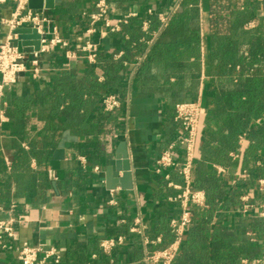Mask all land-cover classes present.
I'll use <instances>...</instances> for the list:
<instances>
[{"label":"trees","instance_id":"16d2710c","mask_svg":"<svg viewBox=\"0 0 264 264\" xmlns=\"http://www.w3.org/2000/svg\"><path fill=\"white\" fill-rule=\"evenodd\" d=\"M97 1L75 0L64 15H75L85 6H94ZM156 1L153 13L141 12L120 25V30L112 35L117 42L115 52L99 51L95 63L87 64L82 72L62 70L52 73L48 83L36 86L24 97H11L9 88L4 90L0 112L8 119L14 135L29 146L28 151L19 149L16 153L10 165L12 172L23 167L30 156L39 160L40 170L46 169L47 160L56 149L57 136L63 131L79 132L85 127L88 132L84 134V141L74 144L72 155H85L88 162L96 163L108 158L106 147L117 143L120 139L118 134L123 130L129 65L145 50L148 49L147 61L140 64L139 72L150 68L168 72V75H175L178 70L183 74L190 71L192 75L199 72L198 0ZM105 2L109 6L108 14L111 11L123 13L133 5L143 7L147 4V0ZM176 2L175 13L163 26L158 15L164 14ZM237 5L235 0H209L210 26L215 33L224 30L231 33V37L218 43L220 55L216 69L220 76L217 83L219 92L211 101L210 128L201 138L200 154L210 163L229 164V154L239 152V137L244 136L247 146L243 151V170L248 177L236 179L231 185L211 166L195 162L191 187L203 192L205 205L190 207V223L185 228L172 264H259L264 256V219L254 212L246 215L239 212L241 197L245 195L249 197L248 204L255 207L264 205V192L257 189V181L264 180V121L254 122L264 113V34L259 27L243 30L238 20L232 22ZM144 22L147 23L146 33L142 31ZM162 28L166 29L164 34L151 46L142 41V38L148 39ZM119 52L121 55L116 58ZM163 79L162 76L154 77L155 83L160 84L156 89L160 96L170 97L183 90L182 86L164 83ZM109 94L118 95L122 105L119 109L105 112L101 101ZM39 112L43 117L35 136L32 122ZM176 130L177 127L171 125L170 132ZM5 169L0 157V177L4 176ZM172 171L169 170L171 182L180 185V176ZM172 191L167 188V183H163L154 197L164 200V203L151 219L145 235L151 241L156 237L161 241L157 245H148L149 253L162 250L173 241L169 224L178 218L180 210L178 203L166 201ZM228 212L231 215L225 219L224 214ZM129 228L130 223L126 221L110 228L108 235L123 236L125 240L131 238L135 264H145L142 261V241L138 235L129 233ZM247 234H253L256 241ZM121 247L123 245L114 247L108 255L93 247L91 251L96 252L97 258L90 260V249L75 245L60 255L57 264L114 263ZM12 264L20 263L14 260ZM44 264L55 263L49 261Z\"/></svg>","mask_w":264,"mask_h":264},{"label":"crops","instance_id":"0c3cea01","mask_svg":"<svg viewBox=\"0 0 264 264\" xmlns=\"http://www.w3.org/2000/svg\"><path fill=\"white\" fill-rule=\"evenodd\" d=\"M74 1L53 0L54 9H43L45 15L58 27L60 35L68 42L67 49L70 51L77 50L80 37L87 28V22L82 16L83 12L91 11L94 7L85 6L75 15L65 16V11ZM235 1L238 5L233 10L236 14L232 15V22L238 20L243 30H254L259 27L264 34V0ZM156 2V0H147L146 6L133 5L123 13L111 11L107 17L115 23L119 18L129 14L134 16L141 12L151 14L154 12ZM177 7L176 2L164 14L158 15L163 26L175 13ZM197 8L200 36L199 72L192 75L190 71L183 74L178 70L174 72L175 75H168V72H160L156 68L139 72L140 64L147 61L148 49L137 56L129 65L126 78L127 96L123 130L118 134L120 135L118 142L106 147L110 156L104 161L88 162L85 155L76 157L72 155L74 144L84 141V134L88 132V128L85 127L79 132L63 131L57 136L56 149H63L65 153L58 171H52L49 165L55 149L47 160L46 169L40 170L39 160L30 156L23 167L12 172L10 165L16 153L19 149L28 151L29 146L14 135L8 119L0 112V157L6 168L4 176L0 177V197L3 198L0 203V219L9 217L20 219L15 226V237L12 240L15 247L25 242L31 247L39 246L43 249L54 247L60 255H63L73 246L78 245L89 248L88 256L90 260H94L97 254L91 250L93 247L99 250V241L111 237L108 233L113 226L126 221L131 226L133 220L140 217L147 229L151 219L159 213L164 203V200L154 198L163 183H167V188L173 190L166 197V201L175 194V190L168 186V183L174 184L170 180L169 170L157 173L155 160L180 135L179 126L173 118L174 106L180 101L181 103L199 101L204 114L196 161L211 166L217 174L228 179L231 185L239 179L244 168L243 151L247 146L245 140L240 143L237 154H229V164L210 163L200 154L201 138L210 128L208 116L210 117L211 101L219 92L217 83L220 76L216 69L220 55L218 43L230 38L231 33L224 30L215 33L212 29L209 0H198ZM13 9L14 2L0 0V43L7 36V30L1 24V20L7 19ZM165 30L162 28L153 32L150 38H142V41L147 46H151ZM142 31L145 33L147 31L146 22L143 23ZM112 35L114 33L104 35L102 28L98 27L93 40L99 43V51H116L117 42ZM65 51L66 48L61 47L49 49L40 57L39 76L34 79L29 72L20 75L17 82L9 87V95L24 97L36 86L48 83L52 73L62 70L80 73L87 64H90L81 52H77L74 59H68ZM120 55L121 52L116 58ZM182 75H186L183 81H181ZM156 76H162L164 83L182 86L183 90L170 97L160 96L156 93L160 85L155 83ZM99 80L101 81L102 78L99 77ZM42 117L43 113L39 112L33 118L32 128L35 136L41 128ZM262 121H264V113L254 122L259 124ZM171 125L177 127L174 133L170 132ZM120 142H125L127 146L133 187L130 190H123L117 185L114 190H108L105 169L107 166L114 167L116 148ZM175 154L179 156V151L177 150ZM80 157L85 161L82 165L79 161ZM95 166L99 168L97 172L93 170ZM218 169H222V172ZM165 175L168 179L164 177ZM230 215V212L225 213L224 218L227 219ZM132 247V239L127 238L115 255L116 261L114 263L110 261L108 264H135V251ZM146 252H148L146 247L142 245V261ZM14 255V252L0 253V264H12L15 260Z\"/></svg>","mask_w":264,"mask_h":264},{"label":"built area","instance_id":"2783aa9c","mask_svg":"<svg viewBox=\"0 0 264 264\" xmlns=\"http://www.w3.org/2000/svg\"><path fill=\"white\" fill-rule=\"evenodd\" d=\"M14 2V9L7 19L1 20V24L7 30L6 39L0 43V98L4 90L14 85L20 75L29 72L32 78L36 79L40 74V57L49 49L55 47L66 48L65 56L68 59H74L77 52H81L86 61L90 64L95 63L99 52V43L93 40L98 27L102 28L104 35L107 33H116L120 30V25L126 23L129 14L119 18L115 23L108 19L109 6L105 0H98L91 11L83 12L82 16L87 22V28L80 37V44L76 51L68 50V42L60 35L58 27L52 19L45 15L42 10H30L27 7L28 0H10ZM162 22L164 19L161 18ZM34 29L39 35V49L34 51L30 47H23L18 51L13 45L16 35L13 32L17 29ZM122 101L118 95L109 94L103 97L101 101L102 110L111 112L119 109ZM2 114V113H1ZM204 119V114L199 101L192 103H180L174 107V120L180 129V135L164 150L155 160V171L163 173L166 170L175 171L181 178L180 185L168 183V186L176 191V194L168 198L169 202H176L179 205V216L170 221V228L174 235L173 241L164 249L152 253L146 252L143 262L145 264H172L175 259L179 246L182 242L185 228L190 223V207L193 205L203 207L205 205L204 194L202 191L193 190L191 187L192 172L196 161L197 144L200 140V127ZM117 137V136H114ZM245 140L244 136L239 137V144ZM179 151V156L175 152ZM79 161L85 163L84 158ZM95 172L99 170L97 166L93 168ZM222 172V169H218ZM168 179V176H164ZM246 171H242L239 178H247ZM257 189L264 192V180L257 181ZM249 197H241V208L239 212L246 215L250 212L256 213L264 219V205L255 207L248 204ZM20 219L13 217L0 219V253L14 252L15 260L20 264H44L53 262L57 264L60 260V254L54 247L43 249L39 246L31 247L23 242L15 247L12 240L15 237V226ZM146 226L140 217L133 220L129 228V233L141 237L142 245H157L160 243V237L155 240H149L146 235ZM252 241H256L253 234H247ZM125 238L123 236L107 237L99 241V248L108 255L111 250L123 245ZM259 264H264V256Z\"/></svg>","mask_w":264,"mask_h":264},{"label":"water","instance_id":"95a60500","mask_svg":"<svg viewBox=\"0 0 264 264\" xmlns=\"http://www.w3.org/2000/svg\"><path fill=\"white\" fill-rule=\"evenodd\" d=\"M27 7L30 10H52L54 9V3L53 0H28ZM13 34L17 37L12 43L17 47L18 51L21 52L23 47H30L34 51H38L39 35L34 29H17ZM64 157L65 153L63 149H56L54 151L49 162L52 171L59 170L60 161L64 160ZM128 158L126 143L120 142L116 148L114 167L107 166L105 169V180L108 190H114L117 185L123 190L132 189V176Z\"/></svg>","mask_w":264,"mask_h":264}]
</instances>
